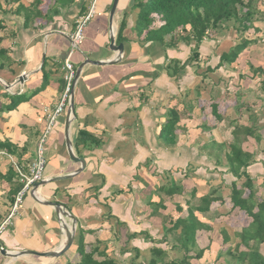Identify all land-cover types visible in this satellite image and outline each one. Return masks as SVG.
Listing matches in <instances>:
<instances>
[{
  "label": "crops",
  "instance_id": "0c3cea01",
  "mask_svg": "<svg viewBox=\"0 0 264 264\" xmlns=\"http://www.w3.org/2000/svg\"><path fill=\"white\" fill-rule=\"evenodd\" d=\"M112 1L74 0L59 8V14H52L53 10L58 9L55 0H42L37 8L34 6L35 0H0V48L6 49L12 59L9 65L0 69V95L8 92L30 96L15 109L0 111V142L8 141L16 147L15 154L0 148V223L8 216L14 203L10 189L11 182L19 177L17 170H27L28 164L34 160L36 143L45 127L47 113L53 111L62 99L65 80L63 65L71 50V34L77 21L93 8L83 40L70 55L75 70L85 58H115L116 52L109 48L111 27L115 44H119L116 41L117 30L124 13H127L124 31L127 41L122 42L120 60L105 65H84L74 87L75 117L70 124L69 134L75 155L85 159L86 167L76 175L52 180L57 176L70 175L80 167L67 153L64 135L66 111L59 115L47 142L44 179L50 180L38 188L37 196L61 204L65 211L75 217L76 232L72 246L58 257L24 254L13 258L0 253V264H66L71 260L78 263L76 243L80 228L86 243L98 240L100 249L106 247L108 253L114 252L120 264H128L134 258V248L140 252V256L133 260L135 264H148L150 250L155 246L167 250L169 258H180L181 253L171 249V236L164 237L162 216L168 213L177 215L175 204L184 203L189 195L167 197L157 195L155 189L174 179L185 186L184 193L187 194L192 186L197 188L198 196L211 189H217V193L225 197L229 194V189L226 191L224 185V175L222 179L214 181L215 178L211 179L210 176L212 173L207 174L204 168L205 159L210 155L202 146L208 141L210 133H206L202 127L212 125L214 121L201 122L207 118H197L203 112V104L195 106L192 118L179 121L181 128L177 130L175 146L162 144L159 132L164 121L163 114L173 104L179 108L183 106L182 101L193 87L192 75L188 80L186 76L187 82L185 85L182 82L181 88L162 69V49L157 44L142 45L136 41L133 26L137 11L130 9L131 0H119L111 26L109 12ZM26 13H31L28 19H25ZM47 13L52 14L51 19L44 17ZM207 43L210 41L207 40ZM184 45L181 43L177 49H169L168 55L185 60L189 55L182 50ZM233 45L222 49L228 50ZM217 47L221 49L222 43ZM216 58L214 53L207 56L209 60ZM244 61L248 60L245 58ZM43 65L48 83L38 93L30 95L43 82ZM154 71H159L156 77H153ZM250 80L251 83L241 81V86L235 87L241 91H235L233 97L236 93L241 94L242 101L248 94L256 97V82L252 83V78ZM223 92L221 98H225ZM207 100L210 106L211 101ZM217 100L221 104L225 102V99ZM8 101L3 104L7 105ZM233 102L238 104L234 98ZM194 113L199 114L196 116ZM192 120L197 121L193 124L196 128L189 126ZM182 127H189L188 131L186 128L183 131ZM79 128L98 136L102 144L96 148L80 147L77 152L74 136ZM213 137L218 142L225 140ZM259 168V164H254L249 170H261ZM9 170L13 177L9 176ZM227 177L231 178V174H227ZM97 186H100L99 190ZM31 190L25 194L12 224L0 233V245L7 250L42 252L56 249L64 241L59 215L52 206L37 202ZM160 196L164 198L165 208H158L153 213L152 203H158ZM220 207L213 204V212H221ZM210 213H206V218L198 213L212 229L197 231L198 247L207 249L202 258L192 260L193 264L217 262V255L223 249L221 228L215 240L210 236L214 232V225L219 226L211 221L216 215L213 217ZM61 216L65 222L66 218L70 219L67 215ZM181 216H186V211ZM70 223L66 222L68 225ZM215 232L217 234V230Z\"/></svg>",
  "mask_w": 264,
  "mask_h": 264
},
{
  "label": "trees",
  "instance_id": "16d2710c",
  "mask_svg": "<svg viewBox=\"0 0 264 264\" xmlns=\"http://www.w3.org/2000/svg\"><path fill=\"white\" fill-rule=\"evenodd\" d=\"M41 1L35 0L34 6L37 8ZM72 1L74 0H55V5L58 9L53 10L51 13L59 14V8L67 6ZM22 7L21 5L20 8ZM130 9L137 11L133 26L136 41L142 45L157 44L162 49L164 55L162 66L167 69L168 74V70L171 69L169 75H172L176 80L183 75L182 72L186 71L190 64L199 62V47L203 41H207L209 36L214 32L216 34L221 33L229 23L242 36L244 32L251 28L257 30L253 22L257 19L256 13L259 12V9L254 4V0H131ZM30 14L26 13L25 19H28ZM39 14L37 13V15ZM52 14L47 13L44 17L51 19ZM126 27L127 13H124L116 34L117 43L127 41L124 35ZM254 41L244 36L241 37L230 49L221 51L216 55V59H210L207 62L208 65L201 72L202 77L209 79L208 73L214 74V72L220 71L221 73H227L221 76L215 75L216 77L234 78L235 75H231V72L229 73L228 71L235 72L240 70L238 59L242 52L250 44H253ZM181 43L192 45L189 56L185 60L170 57L168 50L177 49ZM11 62L12 59L8 55L7 50L0 48V69H4ZM211 63L214 64L211 65ZM247 66V70L239 72L235 76L240 79V85L241 81H247L256 77L260 78L262 83H264V68L261 65L254 66L250 62ZM44 68L45 66L43 65L44 75L42 84L35 88L30 95L38 93L48 83V76ZM259 73L263 77H260ZM158 74L159 71H154L153 77H156ZM218 82H221V80L218 79L216 83H213L218 84ZM65 84L64 80V89ZM197 85L198 83L189 89L188 93L186 92L187 95L185 96V100L182 101L183 106L181 108L177 104L166 108L163 114L164 121L161 123L159 132V138L164 146H175L178 141L177 130L181 128L179 121L182 118L190 119L193 117L196 98L198 99L197 94L202 92L201 87H197ZM209 87L210 90L206 95H208L207 97L211 101V111L217 120H222L221 113L218 111L216 88H213L211 85ZM240 95L236 93L234 96L235 101L238 103L235 107L238 110H241L243 106L248 108L249 106L245 101L241 100ZM29 97H26L24 94L12 95L8 92L3 93L0 95V111H4V109L7 111L13 110L20 102ZM8 99V104L4 105L3 102ZM251 116L252 114L249 117ZM230 125L231 136L229 138L218 142L210 133L208 141L202 146L209 152L210 156H213L212 149H215V162L223 165L228 174H231L228 185L229 194L225 197L217 193V189H211L208 193L198 196L195 186H192L187 194V192L184 193L185 186L174 179H170L158 186L155 189L157 195H165L167 197L174 194L189 195V199L185 200L184 203L175 204L174 209L177 215L168 213L162 216V225L165 230L164 237L171 236V240L173 241L171 249L180 252L181 257L169 258L167 250L155 246L150 250L148 264H193V259L198 260L202 258L207 247H198L196 233L201 229L211 230L212 227L207 224L204 218L201 219L200 215L202 214L201 216L206 218V213L214 210L212 208L213 204L216 203L217 207H225L228 199L231 204L229 212L233 209H239L250 218V222L240 230L234 232L233 237L237 238V242L235 243L231 242L232 236L228 231L225 228H221L222 244L227 247L217 255L216 259L223 257L226 264H264V251L261 250V246L264 244V195L258 197L254 179L248 171L252 165L258 163L262 164L264 168V160L261 159L262 156L259 157L257 149L250 150L243 146L244 142L248 141L249 138H252L256 142V145L264 140L260 133L261 129L256 124H240L237 119H233ZM202 129L207 132L206 130H212L213 126L205 124ZM101 144L102 140L85 128H79L74 136V145L77 152H79L80 147L96 148ZM0 148H6L8 153L11 154H15L16 152V147L8 141L0 142ZM13 175L12 171L9 170V176L13 177ZM6 177H8V174ZM12 177L10 179H13ZM11 184V201H13L17 192L21 189L22 183L19 181V177H17ZM99 188L100 186H97L96 189L99 190ZM163 199L162 197L158 203H152L153 213H156L158 208H165ZM184 211H186V216H181V213ZM198 213L201 214L199 215ZM223 215V212L216 214L218 217ZM82 234L80 228L76 243L79 257L78 263L76 262L77 264H120V260L114 252L108 253L106 247L100 249L98 240L95 243H86ZM133 252L135 253L134 258L140 256L137 248H134ZM134 258H131L132 260L128 264H135ZM76 263L71 260L66 264ZM210 264H215V262Z\"/></svg>",
  "mask_w": 264,
  "mask_h": 264
},
{
  "label": "rangeland",
  "instance_id": "374dc122",
  "mask_svg": "<svg viewBox=\"0 0 264 264\" xmlns=\"http://www.w3.org/2000/svg\"><path fill=\"white\" fill-rule=\"evenodd\" d=\"M254 4L256 5V7L259 9V12L256 13V17L257 19L254 20L253 24L254 27L257 28V30H254L253 28L249 29L248 31L243 33L244 37H247L249 39L255 40L253 44H250L240 55L239 59H238V66L240 69V72L247 70L248 66L247 64L250 62L252 63L254 66H257L259 63L264 65V0H254ZM224 31H222L220 34H215L213 33L211 36L208 37V41H210V43H207V41H203L199 47V53H200V60L198 63H192L190 64L186 71L182 72L183 75H181V77L179 79H175L172 75H169L171 72V69H169V74L167 73V69L164 68L162 66L163 70H166V74L168 75L169 78H171V80H175L174 83H177L178 86H181L182 82L183 85H185V82H187V80L190 78V76L192 75V81H194L193 86H196V84L198 83L197 87H201V93L197 94L198 99L196 98V106L197 104L201 103L203 104V112L197 117L198 119L201 120V117H205L207 119H203L201 120V122H205L206 120L213 123L214 121V125L212 130H206V133H211V135L219 137V138H229L231 136V125L230 122L233 119H237L239 121L240 124H250V125H254L256 124V126H259L261 131L260 133L262 134V138L264 140V83H262L261 79H257V78H253V82H256L255 88H256V97L255 96H251L250 94H248V97H245V102L247 103V105L249 106L248 108H245L244 106L242 107L241 110H238L235 107V103L233 102V94L235 93V91H237L235 89V87H240V79L235 76L237 75V73L235 74L234 78H230L227 79V77H216L215 75L217 74H223L221 73H208L209 75V79H204L202 77L201 72L206 68V66L208 65L207 62L209 61V59H207V56L210 55L212 53H214V55H217L218 53H220V51H223L224 47H227V45H233L236 42H238L241 37H243L240 33H238L237 31H234V28L231 27V23H229V25L227 27H224ZM233 28V29H232ZM85 32V30L83 31V33ZM219 41V42H218ZM222 43V47L221 49L218 50V45ZM215 45V46H214ZM191 47L192 45H184V52H186L188 55L191 52ZM245 58L248 60L247 62H245ZM250 59V61H249ZM254 59V60H253ZM245 63V64H244ZM214 63H211V65H213ZM261 65L263 68L264 66ZM241 66V67H240ZM259 66V65H258ZM226 69V68H225ZM230 70V68H229ZM238 70V69H237ZM231 71V70H230ZM76 72V70H75ZM192 72V73H191ZM229 72V71H228ZM233 72V71H231ZM187 80L186 79V76ZM260 77L262 76L260 73L258 74ZM184 76V77H183ZM264 76V75H263ZM262 76V77H263ZM226 78V79H225ZM220 79L221 82H218V84H214L216 83V81ZM257 79V80H256ZM185 80V81H184ZM214 82V83H213ZM247 82L251 83V80H247ZM209 85H211L213 88H216L217 91V98L220 99H225V102L222 101V104L220 102V100H217V104H218V111L221 113L222 116V120H217L212 111H211V107L209 106V102H208V97L206 95V93H208V91L210 90ZM182 88V86H181ZM205 89V91H204ZM185 90V89H184ZM220 90V91H219ZM225 90V92H223ZM255 90V89H254ZM241 91V90H239ZM237 91V92H239ZM221 92V94H220ZM222 92L225 94V98H221L222 97ZM182 94V92H181ZM206 96V97H203ZM180 102V100H179ZM67 107V105H66ZM65 107V109H66ZM196 114V116L199 114ZM250 114H252L251 117ZM196 118V119H197ZM195 119V117L193 118ZM197 121L192 120L189 121V126H191V128H196L194 127L193 124H196ZM203 126V125H202ZM216 126V127H214ZM185 128L188 131L189 127H183V131H185ZM192 131V130H191ZM198 131V130H197ZM188 133V132H187ZM201 133V132H200ZM206 133L203 132V135L206 136ZM201 138V137H200ZM200 143V142H199ZM243 146L245 148L248 149H257V152H259V157L262 156L261 159L264 160V141L261 142L260 144L256 145V142L252 139L249 138L248 141L244 142ZM215 149H212L213 152V156H210L209 158L205 159V163H204V168L205 170H207V174H211V179L215 180H220V178L222 179V176L224 175V185L226 186V191L229 185V178L227 177L228 172L226 171L225 167L223 165H219L215 162V153H214ZM216 151V150H215ZM224 159V158H223ZM259 164V163H258ZM195 166V165H194ZM261 170H248L251 174V176L254 179V185L255 188L257 190V195L258 197H261L264 195V168L262 166V164H259ZM243 181V180H241ZM240 181V182H241ZM223 188V187H221ZM221 191V189H220ZM223 191V189H222ZM149 197V196H147ZM229 208H231V204L229 203V199L226 201V205L225 207L222 206L220 207V211L223 212V216H215L216 213H214L212 210V213H210V215H213V217L215 216V218H213L211 221H213L215 224H219V226L217 227V225H214V232H212L210 234V236H212V240H215L217 238L216 235L219 234L218 230L219 228H225L228 233L232 236L231 238V242H237V238L235 239L233 237V234L235 231L240 230L242 227L246 226L249 222H250V218L241 210L239 209H233L231 212H229ZM66 222L70 223V219L68 220V218H66ZM62 223V222H61ZM217 230V234H215ZM65 235V233H64ZM219 237V235H218ZM221 242V241H220ZM231 244V243H230ZM226 245L222 244V250L226 249ZM261 250L264 251V244L261 246ZM222 262H226L225 259L223 257H221L217 262H215V264H223Z\"/></svg>",
  "mask_w": 264,
  "mask_h": 264
},
{
  "label": "water",
  "instance_id": "95a60500",
  "mask_svg": "<svg viewBox=\"0 0 264 264\" xmlns=\"http://www.w3.org/2000/svg\"><path fill=\"white\" fill-rule=\"evenodd\" d=\"M118 2H119V0H113L112 1V5L110 8V12H109V23L111 26H112L113 17H114ZM109 48L111 50H113L114 52H116L117 55L115 56V58L110 59V60H97V59H92V58H85V60L83 62H81V64L79 65V67L77 68V70L75 72V77H74L73 82H72V88L70 91V96H69L67 108H66L64 135H65L66 148H67V153L69 155V158L72 161H74L75 163H79L80 167L70 175L57 176V177L53 178L52 180H60V179L66 178V177H70L71 175H76L86 167L85 159L83 157L75 155V152H74L73 147H72V141H71L70 134H69L70 124L74 120V117H75L74 87H75L77 79L79 78V76L81 74V70H82V67L84 65H86V64L105 65L107 63H115L118 60H120L122 52H123V43L115 44V37H114L112 27H111ZM49 180L50 179H43L39 182H35L33 184L31 194L37 202L52 206L54 208L55 212L59 215V219L62 222V223L60 222L61 223L60 225L63 227V231L65 233L64 241L61 243V245L58 248L53 249V250H48V251H42V252H38V251H34V250L10 251V250L3 248V246L0 245V253L2 255L7 256V257H13V258H16V257H18L20 255H24V254H33V255L45 256V257H53V256L58 257V256L62 255L63 253H65L66 251H68L70 249V247L72 246V244L74 242V238H75V232H76V219H75V217L72 216L69 212L65 211L62 208L61 204H59L57 202L50 201V200H45V199L39 198L37 196L38 188L40 186L46 184ZM61 215L69 216V218L71 219L70 225L66 224L65 220H62L63 217ZM63 221H64V223H63Z\"/></svg>",
  "mask_w": 264,
  "mask_h": 264
},
{
  "label": "built area",
  "instance_id": "2783aa9c",
  "mask_svg": "<svg viewBox=\"0 0 264 264\" xmlns=\"http://www.w3.org/2000/svg\"><path fill=\"white\" fill-rule=\"evenodd\" d=\"M93 14V8H91L88 14L81 17L75 26V30L71 34V50L68 58L64 61L63 70L65 71V89L63 92L60 103L56 106L53 111L47 113L46 124L38 138L36 143L35 158L28 164L27 170H17L19 180L22 183L21 189L15 195L14 203L11 207V211L8 216L0 223V233L4 231L8 226L12 224V219L17 213L20 205L23 203L25 194L33 188L35 182H39L44 179L45 168L47 165V142L50 134L52 133L57 119L60 114L63 113L68 103L70 91L72 88V82L75 77V68L73 63L70 61V55L74 50L78 48L84 37V29L89 22Z\"/></svg>",
  "mask_w": 264,
  "mask_h": 264
}]
</instances>
